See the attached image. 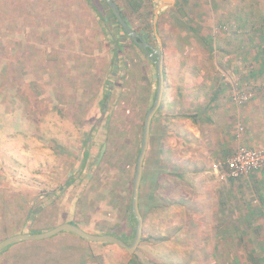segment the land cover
I'll return each instance as SVG.
<instances>
[{"label": "rangeland", "instance_id": "374dc122", "mask_svg": "<svg viewBox=\"0 0 264 264\" xmlns=\"http://www.w3.org/2000/svg\"><path fill=\"white\" fill-rule=\"evenodd\" d=\"M88 1H92L94 3L92 5L98 8L104 18L103 23L108 24L115 35H120L119 38L115 36L109 38L111 41L117 40L123 51L119 58H114L111 53L110 65L105 80L102 81V91L99 93L96 91L94 95L91 87V90L84 91L82 106L73 105L75 101L71 98L72 92L69 87H66L67 94L60 92L61 98L58 99L54 95V87L58 86L59 80L50 79L45 72L48 62H43L41 50L50 43L48 38L44 39L39 34L42 28L34 30L30 20L18 18L20 25L16 26V33L13 34L12 19L5 13L4 51L8 52V48L13 45L12 42L6 41L8 38L16 42L18 49L12 57L18 54L19 58L17 64L8 62L11 67L6 72L7 75H4L5 80L0 81V199H3L0 200V221H2L0 241L8 237L5 235L8 231L19 227L25 214L31 218H38V226L42 229L50 225L53 229L63 224V220L73 217L78 220L80 218L78 216L81 215L80 220L87 230H106L119 234L124 231L122 236L130 230L124 210L129 206V196L131 198L130 184L133 182L142 135L143 105L145 102L147 104L152 102L151 94L146 96L144 91L150 89L151 93L154 90L155 69L145 61L144 55L132 46L131 41L121 35L105 3L102 0ZM217 5L224 7L221 16H219L221 10H217ZM184 10L190 19L194 18L198 27L192 25V21L188 22V16H181L180 20L175 21L173 14L170 13L167 19L170 22L169 28L162 34L164 41H158L153 37L156 42L155 48H163L164 57H167L165 67L166 70L169 69V74L167 73L165 77L167 84L165 92L172 99L179 101L174 89L177 82L200 81L208 84L216 80L223 81L224 87L226 86L224 93L230 95L234 103L235 109L232 108L230 111L234 113V125H240L237 130L239 137L247 128V123L241 120V113L251 108V104L250 100L238 104L234 98L238 94L247 93L250 94L251 99L259 94L262 98L257 106L264 109V76L256 78L253 83L247 81L250 70L249 60L248 54L243 50L247 41L229 43V49H234V54L242 53L244 57L230 58L228 63L226 59H221L223 65L220 64L222 69L219 73L215 68L216 60L213 55L211 56L210 49L204 41L208 32L218 28L215 27L214 22L223 25L221 21L225 17L237 18L232 22L234 23L232 28L240 21L239 18L259 21L264 13V0H190L184 5ZM173 13L175 16V12ZM90 18L91 16L87 18L81 13L77 15V20H84L82 21L84 25L87 23L83 27L85 31L90 29ZM96 21L99 22L98 17ZM64 22L65 20L55 24L54 27L50 25L49 32L57 35V31L64 28ZM176 22L180 25H176ZM190 25L192 26L189 28ZM179 26L183 27L179 30ZM221 30L226 33L229 28L224 26ZM88 32L90 33L89 30ZM177 34L180 35V39ZM261 36L262 33L258 36V42ZM249 39H252L250 43L253 46L257 43V36H250ZM108 46L112 48L111 45ZM53 49L58 51L57 44ZM11 54H14L12 50ZM73 58L75 59L74 55ZM114 60H116V72L112 73ZM97 61L99 63V60ZM174 66L179 67H175L173 71L171 68ZM193 71L199 72L193 73ZM30 81L37 82L34 86L36 89L24 87ZM90 82L89 85L93 87ZM94 84L98 85L97 79ZM18 86L22 92L15 94L14 90H19ZM122 88L125 91L122 92ZM37 91H40V94L36 93ZM104 92L109 98L107 104ZM108 92H112V97ZM204 92L209 93L207 89L201 90L202 98L205 96ZM185 93L188 96V93ZM95 94L97 108L93 106L96 101ZM30 95L32 100L29 98ZM75 97L80 100L78 95H74ZM117 103L122 108L130 110L125 113V119L121 120L124 123L115 125L116 129L110 131L109 118L116 112L114 109ZM190 105L193 106V103ZM62 108L65 112H62ZM90 114L94 115L93 118ZM69 118L72 119L71 122L68 121ZM82 118H87L89 122L85 123ZM84 129H87V132H84ZM66 131L76 135L72 136V139H67L64 137ZM66 144L67 147L71 145L72 150L79 154V157L73 159L72 167L61 159L64 158L63 146ZM240 146L243 147L242 141ZM85 153L88 154V159L85 161L86 166L81 169L82 156ZM143 169L138 197L143 232L140 243L133 253H127L108 244L104 246L94 245L95 243L83 244L70 234H64L43 240V243L40 242L35 247L28 246V248L21 243L12 245L0 253V264H24L22 261H27L29 264H177L175 261H207L203 258L195 260L196 255L187 247L177 249V245L185 246L180 242L176 241L175 244L173 241L174 243L163 246L160 241H150L148 238V148ZM69 180L72 181L71 184H67ZM174 207L179 208L177 205ZM128 216L130 217L129 214ZM10 222L14 225L6 228V224ZM152 231L154 235L160 237L159 230L158 233Z\"/></svg>", "mask_w": 264, "mask_h": 264}, {"label": "crops", "instance_id": "0c3cea01", "mask_svg": "<svg viewBox=\"0 0 264 264\" xmlns=\"http://www.w3.org/2000/svg\"><path fill=\"white\" fill-rule=\"evenodd\" d=\"M184 1L151 0V34L155 39L163 40V31L168 30L170 25L168 13H173L179 7L184 10ZM217 10H221V16L224 7L217 5ZM181 16L184 15H179L176 11L175 17ZM64 20V28L58 30L57 35L49 32L48 53L43 54L41 50V55L43 54V62L48 60L54 68L52 74V68L49 67L50 79L59 80L58 86L54 87V95L61 98L60 92L67 94L66 87H69L71 98L75 101L73 105L82 106L84 91L91 90L90 87L93 95L96 91H102V81L105 80L110 64V46L95 32L98 23L92 16L88 29L90 33L83 28L78 33L74 32L71 23ZM236 20L237 18L225 17L221 21L223 25L215 21V27L220 30L214 28L206 34L207 40L213 39L221 47L219 52L209 50L214 59L223 58L228 63L230 58H243L242 53L234 54V49H229V43L247 41L246 45L249 46L248 43L252 40L249 37L257 36L258 33L247 31L244 23L240 24L243 29L234 31L237 25L232 28V22ZM176 25L180 24L176 22ZM224 26L229 28L226 33L221 30ZM182 27L179 26V30ZM177 35L180 39V35ZM56 44L58 51L53 49ZM60 46L64 52L59 51ZM245 49L249 47L243 50ZM78 52L82 54L80 62ZM251 55L255 56L253 53ZM164 56L163 50V66H166L167 57ZM175 67L179 66H174L171 70L174 71ZM215 68L217 73L222 69L217 64ZM168 70L165 67V75L169 74ZM95 72L100 73L96 77L98 85L89 78ZM197 72L199 71H193ZM225 87L221 80L208 84L200 81L177 82L174 89L179 101H176L165 92L167 84L164 80L163 99L150 124L148 238L151 242L160 241L163 246L173 241L175 244L176 241L180 242L185 246L177 245V249L187 247L196 255L195 260H207L175 261L177 264H264V169L250 172L238 179L222 180L219 177L223 163L240 146L241 141L243 147L250 149L264 145V109L257 106L262 97L259 94L251 97V108L242 111L241 120L247 123V128L238 137L240 125H234V113L230 110L235 107L232 97L224 93ZM204 89L209 93L204 92L205 96L202 98L200 91ZM190 90L191 93L188 92ZM73 94L78 95L80 100L78 97L74 98ZM93 106H98L97 95ZM62 112H65L64 108ZM93 116L90 114L91 118ZM82 120L89 122L87 118ZM68 121L71 122L72 119L69 118ZM75 135L66 131L64 137L72 139ZM63 147L65 155L61 159L72 167L73 159L79 157V154L72 150L71 145ZM175 205L179 208H175ZM152 230H159L160 237L154 235Z\"/></svg>", "mask_w": 264, "mask_h": 264}, {"label": "trees", "instance_id": "16d2710c", "mask_svg": "<svg viewBox=\"0 0 264 264\" xmlns=\"http://www.w3.org/2000/svg\"><path fill=\"white\" fill-rule=\"evenodd\" d=\"M102 1L105 3L104 0H102ZM113 1L116 4L117 8L119 9L121 16L126 21V23L132 29H134L136 31V33L139 35V37L143 41L148 43L151 47L155 48L156 42H155V40L151 34L152 33L151 21H152V17H153V13L151 11V0H113ZM189 1L190 0H185L184 5L188 4ZM92 4H94V3L92 1H88V0H0V81L2 82V80H5L4 75H7L6 72L11 67V65L8 62H15V64H17V59L19 58V56H17L18 54H16V56L12 57V55H15V52L18 51V49H16V45H15L16 42L9 40L8 38L6 39V41L9 43L12 42L13 45H11L10 48H8V52L4 51L5 50L4 40L6 38L5 33H4V31H5L4 30L5 13H7L8 18L12 19V22H11L12 25L11 26L13 29V34L16 33V28H17L16 26L19 27V25H20L19 22L17 21V19L22 18V19L30 20L34 30L35 29L40 30L42 28L40 30L39 34H41V36L44 37V39L48 38L50 25H53V27H54L55 24L59 23L58 20L64 21V19H67L68 23L70 22L74 26V29L79 32L84 27V24H83L82 20H77L78 13L83 14L87 18H88V16L90 17V15H91L95 21H96V18L98 17L99 22H98L97 29L95 30V32H97V34L102 36V39L106 40L108 42V45L112 46V48H110V51L113 54L114 58H119L118 56H120L121 52L123 51V47L120 46V44L117 40L111 41L109 37L115 36V38L116 37L119 38L120 35L117 32L116 33L118 34V36L115 35L114 30H111V27L108 26V24L105 25L103 23V19H104L103 16L98 11V8L96 6H93ZM105 5H106L107 11L109 12V14L111 15V18L114 21V24L117 25V27L119 28V32L121 33V35H123L124 38L128 39L126 37V35L124 34L123 29L120 27V25L118 24V22L114 18L113 14L111 13V11L108 8L106 3H105ZM176 11L178 12L179 15H186V13H187L185 10L180 9V7L177 8L174 12L176 13ZM171 14H173V19L175 21L180 20L179 18H176L174 16V13H171ZM169 15H170V13H168V16ZM186 16H188L187 20L189 23H191V21H192L193 22L192 25H194L195 27H198V26H196L197 22H194L195 20L193 21V19H190L188 14ZM145 17H147V18H145ZM238 20H244V22L238 21L236 29L234 31L243 29V25L240 26V24L244 23L247 27V29H246L247 31L252 32V33H256V34L258 33L257 34V43L254 46L251 43H248L249 46H247L245 43V47H249V49H245V50H247L246 53L249 54L247 59L249 60L248 61V68L250 69L248 72V76H247L248 80L247 81L253 83V82H255L256 78H259L260 76H264V13H262V17L259 21L252 19V18H249V19L239 18ZM192 25H190L189 28ZM260 33H262V36H261V40L258 42V36L260 35ZM102 39H100V40H102ZM207 39H208V36H206L204 42L208 45V49L219 52V49H221V47L218 45V43L216 44L215 40H213V39L212 40H207ZM44 41H46V40H44ZM189 42L190 41H188V43ZM131 44H132V46L136 47L144 55L145 61H147L155 69L153 63L147 59L146 54L139 47H137L135 44H133L132 42H131ZM258 44H260V45L258 46ZM62 48L63 47L60 46L59 51L64 52V50ZM11 50L14 54H11ZM250 50H252L253 52H251ZM42 51H43V54L44 53L47 54L48 48L47 47L43 48ZM252 53L255 56H252L251 55ZM77 55L80 58V59L78 58L79 59L78 62H80L82 54L80 52H78ZM221 59H223V58L217 57L214 59V60H216V63L220 67H221L220 64H222L220 62ZM47 62H48V60H47ZM109 65L110 64H108V67H109ZM258 65H260V66L257 69ZM49 67L52 68V66L50 65V62H48V67L45 69L46 73H50L51 70L49 69ZM52 71H53L52 74H54V68H52ZM52 74H51V76H52ZM97 74L99 76L100 73L95 72V73L89 75V77L92 79L93 82L96 80ZM163 75H164V80H165V77H166L165 66H163ZM12 86H13V84H12ZM34 86H35V83L32 81H30L24 85V87H26L27 89L35 88ZM156 86H157V79L155 80L154 90L151 93H150V89H148V90L146 89L144 91V94L146 96H148V94L149 95L151 94L152 102H151V104L150 103L147 104L146 102L144 103V105H143V108H144L143 117H145L147 111L150 109V107L153 103V99H154V95H155V91H156ZM18 89L19 90H16V89L14 90L15 94L22 92V89L20 88V86H18ZM121 91L123 92V91H125V89L122 88ZM36 93L40 94V91H37ZM106 93H107V91H106ZM106 93L104 94L105 98L107 97ZM108 93L112 97V95H113L112 92H108ZM29 98L32 100V95H30ZM103 102H104V100H103ZM114 110L116 112L113 114L112 117L110 116V118H109L108 128L111 127L110 131L113 128L116 129L115 125H119L120 123H124L121 120L125 119L124 118L125 113L128 112L130 109L122 108L117 103V106ZM143 121H144V119H143ZM141 128L143 129V122H142ZM140 145H141V141H140ZM139 150H140V147L137 151V154L139 153ZM87 159H88V154L85 153L82 156L81 169L86 166L85 161ZM143 165H144V163H143ZM143 171H144V169H143ZM71 182L72 181L69 180L67 184H71ZM131 186H132V183L130 184V187ZM0 200H3V199H0ZM130 203H131V198L129 196V206H128L127 210H126V207L124 206L125 207L124 211L126 213L125 218H126V220H128L127 223L130 225V230H127L125 232L124 236L121 235L124 231L119 234L117 232L106 231V230H104V231L103 230H101V231L93 230V229L87 230L84 228L82 221L80 220L81 215L78 216V217H80L78 220L75 219V217H73V218L68 219L66 221L63 220V222L64 223L67 222V223L73 224L75 226H78L81 229H83L86 232H89L91 234L96 233L99 235H103V234L112 235V236H115L118 239L122 240L123 242L130 244L133 240V237H134L135 224H136V221H135L133 214L131 212ZM128 214L130 215V217L128 216ZM128 217H129V219H128ZM82 219H84V218L82 217ZM0 222H2V221H0ZM38 222H39L38 218H35V217L31 218V217L26 216V214H25L23 217V220L19 224V227L18 228L14 227L12 229V231H8L5 235H7L9 237L12 234L20 233V232L21 233L26 232V233H30V234L41 233L42 231L49 230L52 227V225H50L46 229H42L38 226ZM86 223H89V222H86ZM9 225L12 226V225H14V223L10 222V223L6 224L5 227L9 228ZM64 234H70V233H60L58 235H64ZM70 235L83 244H92V243H88L87 241L80 239L76 235H73V234H70ZM40 242L43 243L44 241L23 242V243H21V245H23L25 247H28V246L35 247ZM94 245H103L104 246L107 244L106 243H99V244L95 243ZM8 248L4 249L2 251V253L4 251H6ZM22 263L29 264L27 261H22Z\"/></svg>", "mask_w": 264, "mask_h": 264}, {"label": "water", "instance_id": "95a60500", "mask_svg": "<svg viewBox=\"0 0 264 264\" xmlns=\"http://www.w3.org/2000/svg\"><path fill=\"white\" fill-rule=\"evenodd\" d=\"M113 14L114 18L123 29L126 37L137 47H139L145 54L148 60H150L155 67V75L157 79L156 91L153 99V103L150 109L147 111L144 121H143V129L141 135V145L140 150L136 158L135 163V172L132 182V192H131V212L136 221L135 224V232L133 240L130 244L123 242L112 235H97L86 232L78 226H75L70 223L60 224L53 229L41 233H18L7 237L0 241V253L15 244L23 243V242H38L47 240L52 238L60 233H70L76 235L80 239L90 242V243H106L108 245H113L121 250L126 251L127 253H133L140 243V239L143 232V219L139 212L138 207V197H139V186L142 178L143 172V163L146 155V151L148 148L149 142V132H150V124L152 118L155 113L158 111L161 101L163 99V90H164V75H163V50L161 48L151 47L148 43L143 41L139 35L136 33L134 29H132L126 21L122 18L119 9L113 0H104ZM116 72V60H114V65L112 69V73ZM109 98L105 99V103L107 104Z\"/></svg>", "mask_w": 264, "mask_h": 264}, {"label": "built area", "instance_id": "2783aa9c", "mask_svg": "<svg viewBox=\"0 0 264 264\" xmlns=\"http://www.w3.org/2000/svg\"><path fill=\"white\" fill-rule=\"evenodd\" d=\"M250 99V94H238L234 100L238 104L246 103ZM242 131V128H240ZM264 169V146L260 148H245L239 146L230 157L223 163V170L220 173V178L238 179L248 175L253 171Z\"/></svg>", "mask_w": 264, "mask_h": 264}]
</instances>
